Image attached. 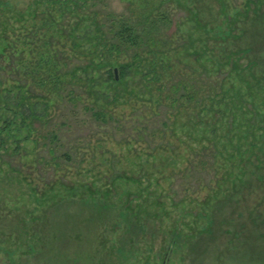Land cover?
I'll return each instance as SVG.
<instances>
[{"label":"rangeland","instance_id":"1","mask_svg":"<svg viewBox=\"0 0 264 264\" xmlns=\"http://www.w3.org/2000/svg\"><path fill=\"white\" fill-rule=\"evenodd\" d=\"M103 1L133 18L135 6L154 17L175 3ZM202 1L205 13L191 0L189 14L171 11L168 47L159 59L146 56L125 84L115 85L98 70L91 82L68 72L60 81L43 71L40 55L53 62L67 57L57 25L67 32L74 24L80 50L93 52L91 60L69 58V74L75 64L78 70L113 63L103 43L84 37L95 21L83 0L75 16L65 0H0V264H264V115L250 106L255 118L248 122L244 103L230 110L229 99L221 111L184 100L170 111L156 91L160 81L188 74L224 86L235 82L248 59L233 46L226 55L232 69L213 63L222 53L214 42L222 40L219 31L251 48L249 59L255 41L264 50V17L252 27L245 0H223L241 16H224L221 0ZM58 9L65 13L60 23ZM45 39L48 53L40 47ZM201 61L211 64L208 77ZM155 65L157 80L150 73ZM165 66L173 70L166 74ZM257 69L264 89V63ZM72 92L77 102L69 99ZM248 123L260 128L251 145V137L233 136ZM50 133L57 134L55 142L46 140ZM48 144L63 168L42 175V165L53 163ZM172 221L187 223L186 236L174 244Z\"/></svg>","mask_w":264,"mask_h":264},{"label":"trees","instance_id":"2","mask_svg":"<svg viewBox=\"0 0 264 264\" xmlns=\"http://www.w3.org/2000/svg\"><path fill=\"white\" fill-rule=\"evenodd\" d=\"M66 5H69L71 7V12L76 15V12L79 10V3L78 0H65ZM103 0H83V3L81 6H86L88 9L91 10V12L88 15V18L95 21V24L93 25V21H90V24L88 26L87 33H84L85 36H92L95 40L100 41L103 43V49L106 51L107 55H109V59L111 58L113 63H109L107 67L95 69L91 67H85L80 69H73V67L76 65H73L72 67V73L69 74L70 71V59L71 58H79L82 55H87L90 58V54L93 55L92 51H89V53L84 54V51L80 50V43H79V37L77 36L78 31L77 29H74V24L70 25L68 27L67 32L63 30L62 27L57 25L56 31L58 32V38H64L65 45L68 46L67 50V57L65 58V61L61 62H53V58L45 57L44 55L41 56L40 53V61L44 63L45 68H43V71L48 74L52 75L56 80L63 81L65 80V75H63L65 72H68V76L71 77V79H79L86 78L88 80L93 81L96 79L94 77V73L98 70L104 72V75L106 73V78L104 81L106 83L112 82L113 84L117 85L119 83L125 84L124 79L129 76L130 71L133 68V65L136 66V62L141 61L143 58H146V56L151 57L152 61L158 60L160 54L163 52L164 49L168 47V40L165 38V27H171L173 26V19H172V12L175 13L184 11L188 13L185 8V4L189 2V0H162L161 5L167 4L168 6L171 5L172 2H175L173 4V9L169 13L165 12H157L154 17L151 15V13H146L145 11H137L136 6L135 9V15L134 18L132 17V14L129 13H118L114 10H110L107 7H105V3L103 1V4L100 3ZM244 7H242L243 13L246 14L245 17L251 21L252 27L256 24L257 21L262 19L264 17V1L262 2V6L258 5L255 0H245L244 1ZM191 3L195 4L197 6L200 13L207 12V9H204L203 1L202 0H191ZM227 3L223 2V0L220 1V6L222 7L223 15L224 16H241L237 15L236 11L233 9H228ZM250 10V11H249ZM249 11V12H248ZM57 16H58V23L63 21L62 17H64V12L60 11V9L57 10ZM211 12V11H208ZM105 13V15L102 17L101 15ZM189 14V13H188ZM253 14V17H251ZM195 17L197 18L198 15L196 14ZM250 17V18H249ZM227 18V17H225ZM98 19L104 20L100 22ZM56 18L54 17L52 20L53 23L55 22ZM250 24V25H251ZM76 26V25H75ZM218 37H220L222 40L220 41H214V42H220L219 44L223 45L221 50V55L218 59H220V63L217 61H213L216 65L221 66H229L230 69L233 68V60L229 61V57H227V52L231 47L235 46L236 48H240V53L244 54L245 58L248 59V65L245 72L240 71L239 77H232L235 82L233 83H226L224 85H219L218 82H207L206 80L198 81L197 79H191L190 75L185 76H178L174 79H169L168 82H165V84L160 83L156 86V91L158 92V97L161 98L164 94L165 96L162 97L164 104H165V98H166V107L168 110H176L180 103L187 102L188 104L193 105H204V107L212 106L213 108L215 105H217L216 110L221 111L222 103L227 100V104L231 107L230 110H234L237 102L244 103V109L246 111L250 110V106L252 109V112L262 113L264 115V89L260 86V84L257 82L261 79L262 71L258 72L257 66L261 63H264V50L258 45V43L255 41L254 47L255 49L252 50V53L254 54V58L249 59L248 52H250V49L248 46L243 48L241 44L237 46L235 43V37L231 39L229 37L230 35L226 33L225 31L218 32ZM8 38V37H7ZM186 38V37H185ZM230 40V41H225ZM183 41H185L183 39ZM213 46H216L217 44L210 43ZM49 41L46 39L43 41L42 45L40 46L42 49L46 50L48 53L49 48ZM185 50L188 48L185 47ZM42 54V53H41ZM204 54V52H202ZM243 56V55H242ZM70 58V59H69ZM203 58H200L202 60ZM91 60V58H90ZM72 65V64H71ZM209 62H203L201 61L200 64V71H202L204 74H206V77H208V71L206 68L208 67ZM170 70H173V67L171 66H165V73L168 74ZM188 72V71H187ZM196 72V71H194ZM118 73V75H116ZM151 76L153 78H160V70L155 65L152 68V71L150 72ZM201 74V72H200ZM156 79V80H157ZM101 80V79H100ZM96 87V86H95ZM97 88V87H96ZM258 88H260L258 90ZM224 90L221 95L220 91ZM262 90V93H261ZM219 92V93H218ZM218 93V98L215 101L214 97ZM229 97H226V96ZM69 99L71 101H76L77 97L72 92L69 96ZM158 101V100H157ZM258 110V111H257ZM95 114L98 115L99 111H93ZM248 111V122L254 121V115L253 113ZM246 113V112H245ZM102 118H108L106 113H103L100 115ZM108 116V117H107ZM172 116V115H171ZM171 116L168 118L171 120ZM111 118V117H110ZM260 128H256L253 125H250L248 123V127L245 131H241L240 134H233V136L241 135L245 136L247 139L250 137V145L255 140L254 134L257 130ZM51 139V140H50ZM57 139L56 133H50V135L47 136V141L51 143L55 142ZM229 142V140H226V143L222 144V146H226V144ZM56 151V148L54 145L48 144L47 146V152L49 155V159L53 161L52 164H49L46 162L42 165L41 173L42 175H45L47 172H49L50 169L53 170H60L62 167V163L58 161L57 158H55L54 153ZM67 152H65L66 154ZM243 156V154H242ZM244 158V156H243ZM66 162V161H65ZM208 168L207 165L203 168L204 171ZM199 170V169H196ZM202 170V168L200 169ZM39 171V170H38ZM124 171H122L123 173ZM124 174V173H123ZM126 183H136L140 182L141 179L133 180V181H126L123 179ZM167 179L165 181V184H167ZM185 194V193H184ZM174 196L179 197V194H175ZM169 204H173L171 202V199H169ZM130 201H129V204ZM133 205V204H132ZM135 206V205H133ZM172 205H170L171 208ZM136 207V206H135ZM188 224H193L192 221H189ZM187 225L172 221V228L170 234V241L172 244L178 243L179 240L183 237H185V231L184 226ZM168 254V253H167Z\"/></svg>","mask_w":264,"mask_h":264}]
</instances>
